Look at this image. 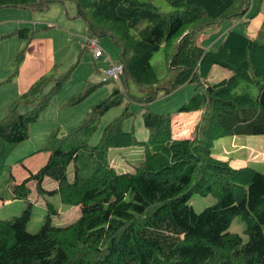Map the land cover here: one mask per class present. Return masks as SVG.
Wrapping results in <instances>:
<instances>
[{
	"label": "trees",
	"instance_id": "1",
	"mask_svg": "<svg viewBox=\"0 0 264 264\" xmlns=\"http://www.w3.org/2000/svg\"><path fill=\"white\" fill-rule=\"evenodd\" d=\"M166 1L176 10L164 13L140 0H0V10L34 13L72 2L73 18L84 22L90 38L99 42L110 38L119 49L117 63L124 66V84L95 105L78 126L54 131L41 150L49 154L47 163L22 183L9 184L11 199L26 201L28 206L21 217L0 220V264H264V188H255L260 181L264 186V175L252 167L234 168L230 161L212 155L219 139L264 135V24L255 38L230 29L219 46L203 49L199 44L204 32L227 21L248 16L244 20L249 27L263 0H257L253 15L249 14L253 0ZM144 20L149 25L136 31ZM37 33L17 28L0 34V47L13 38L26 45L14 58L17 68L10 79L19 74ZM161 49L170 68V77L163 79L152 65ZM60 66L54 65L13 101L0 121V183L5 173L13 180L10 156L30 138L31 125L70 79L71 71L57 76ZM215 66L231 71V76L209 83ZM114 80L89 87L68 105ZM130 83L141 98L130 94ZM189 83L198 86L176 112L148 110L151 103ZM242 84L245 90L238 93ZM252 88L258 89L257 96L250 92ZM126 99L145 105L148 140L139 141L133 130L124 129L134 116L126 106L105 126L99 141L91 144L104 116ZM23 107L30 110L22 113ZM197 112L201 117L192 136L175 139L174 116ZM135 146L143 148L142 162L132 173L118 172L110 151ZM46 179L55 182L54 190L44 189ZM31 182L39 195L55 194L63 205L79 208L80 218L68 226H55L52 217L59 212L47 202L40 231L30 234ZM195 194L213 196L217 203L196 213L189 204ZM0 200L5 201L1 194ZM236 218L244 222L245 243L239 234L229 232Z\"/></svg>",
	"mask_w": 264,
	"mask_h": 264
},
{
	"label": "rangeland",
	"instance_id": "2",
	"mask_svg": "<svg viewBox=\"0 0 264 264\" xmlns=\"http://www.w3.org/2000/svg\"><path fill=\"white\" fill-rule=\"evenodd\" d=\"M140 1L151 3L164 13H170L176 10V8L169 4L166 0ZM256 9L257 0H253V6L251 7L249 14L253 15ZM23 11L25 10L2 9L0 10V19H5L8 16H13L18 13H20V15H24L23 13H29L33 16L36 15L34 18L37 17L39 20L45 21V25L37 28L40 30L38 31L35 40H47L50 42L52 47L48 52V59L52 63V66L61 65L58 68L57 76L68 74L71 71V77L64 85L56 99H54L48 108L42 112L39 121L31 125V138L29 142L26 141L27 143L22 145L17 152H14L10 156L8 165L11 167L10 173L14 175L13 180H11L9 173H5L2 177L0 183V194L2 196H6L8 192L10 193L9 184L14 181L15 177L18 182H21L24 178L36 173L46 163L48 153L42 152L41 150L44 148L45 140H47L48 136H50L54 131H60L62 133L78 126L84 119L85 115L95 105H98L110 97L114 88L122 86V81L124 84V78L121 76L119 80H114L110 83L97 87L83 101L71 106L68 105L69 102H72L89 87L98 85L102 81H107L108 78L106 77V71L112 63H117L119 49L114 46L110 38H104L100 41L101 48L103 50V56L100 59H94L93 54L86 48V39L89 37V30L82 20L73 18L76 13V8L72 2H68L65 5H53L52 8L47 12L34 13ZM257 17L256 18L259 20L256 21H262L260 26L261 29L264 24V0L260 9V14ZM244 19L248 21V16ZM244 19L237 21H227L222 26H217L204 32L200 36L201 39H199V44L203 49L219 46L224 41L226 34L230 29L238 33L246 32L249 34V28L245 26ZM18 23L21 25H30L28 27L19 26L17 28H29L31 30H36L34 28L35 23ZM148 25V22L144 20L140 23L136 31L142 30ZM50 26H52V28L45 29L46 27ZM14 39L20 41L18 38ZM14 39L10 40L7 45L3 44L0 49V53L3 55V57L0 59V62L5 58L1 65V70L12 67V72L10 74L15 72V68H17V65L14 63V58L17 59V53L23 49L22 48L16 52L17 56L15 55V57L8 58L6 52H10L11 46L15 42ZM84 48H86V50L83 51ZM12 58L13 61L11 64H9ZM152 65L160 79L170 77V68L164 49H161L154 55V58L152 59ZM2 72H0V74ZM231 74V71L215 66L208 78V82L215 84L231 76ZM8 76L3 79L4 83H9ZM13 80L17 81L18 77H14ZM197 86V83L186 84L174 93L168 96H162L157 101L151 103L150 106H148V110L157 114L171 112L174 113L191 98ZM4 87L5 86L2 87L0 85V95L3 89H5ZM49 88H51V86ZM129 89L130 94L135 98L142 97V94L138 92L136 86L133 83L129 84ZM199 89L203 88L199 87ZM243 90H245V84H242L236 91L238 93H242ZM250 92L254 96H257L259 93L257 88H252ZM126 106H128L129 110L134 113V116L126 121L124 129L126 131L133 130L136 133L139 141L148 140L149 131L145 127L143 120L145 105L134 101L129 102V100L126 99L125 103L121 107L113 108L104 116L100 130L91 140V144H96L99 141V137L105 126L113 119L120 116ZM28 110H30V107H23L21 112L25 113ZM6 115V101L4 99H0V121ZM189 121L190 125H193L196 120L193 119ZM195 125H197V123ZM194 131L195 128L193 129V132ZM186 133L190 134L189 131ZM186 133L184 136H186ZM32 149L36 150L35 152L38 153L34 155L30 154L29 152ZM212 155L217 159L223 160L226 158L224 161L231 160V165L234 163V161L248 159L246 166L252 167L264 175V135L235 137L227 136L225 138L219 139L215 142V145L212 149ZM109 158L118 172L132 173L134 172L135 167L138 166L144 158L143 148L138 146L129 148H115L110 151ZM22 160H24L23 163H21ZM69 170V180L71 181L73 179L71 173L74 175L73 166L70 167ZM258 183L255 185L256 190L257 188H264L263 182L260 181ZM252 187L253 183L250 185L249 190H252ZM31 189L32 193L29 198V202L32 203L33 206L31 219L27 225V231L30 234H36L40 231L44 222V218L48 214L47 202L52 203L59 212L58 215H54L52 217V223L55 226H68L80 218L81 210L77 207L63 205L58 195L49 193L39 195L35 183L31 185ZM44 189L49 192L54 190V188L49 187L48 184H45ZM216 203L217 200L213 196H201L197 194H195L189 202L196 213H201L206 208L212 207ZM27 206L28 203L23 200H0V220H10L11 218L13 219L16 217H21ZM240 206L245 208V202L244 206L241 203ZM60 209L64 210L63 214L60 213ZM229 232L239 234L243 238L244 243L248 241V236L245 234L244 222L240 218L235 219L229 229Z\"/></svg>",
	"mask_w": 264,
	"mask_h": 264
},
{
	"label": "crops",
	"instance_id": "3",
	"mask_svg": "<svg viewBox=\"0 0 264 264\" xmlns=\"http://www.w3.org/2000/svg\"><path fill=\"white\" fill-rule=\"evenodd\" d=\"M17 10H21V9H17ZM23 12H31V11L25 10ZM23 14L24 15H20V13H18V14L13 15V16H8L5 19H0V34L9 33L11 31H13V29L14 30H15V28L17 29V27H19V26H27L28 27L30 25V24L29 25H21L18 22L35 23L34 28L37 31L40 30V29H37L38 27L45 25V23H46L45 21L39 20L37 17L34 18L36 15L33 16L29 13H23ZM257 18L252 20L251 24L248 27L249 28V34L248 35L251 38H255L257 36L259 30H260V26H261L262 21H260V22L256 21V20H259ZM13 39L5 40L2 43V45L3 44L7 45L10 42V40H13ZM14 40H15V42L11 46L10 52H6L8 55V58L15 57L16 52L24 47V43L22 42V40H20V41L17 39H14ZM51 47L52 46H51L50 42L47 40H35L34 39V41L32 42V44L30 45V47L28 49V52H27L28 54L26 55V59L24 60L23 64L21 65L19 74L16 76V77H18L17 81L13 80V78L10 79V77H12L14 74V72L12 74H10L12 72V69H11L12 67H8V68H5L4 70H1V65L4 62L5 58L0 62V72L3 71L0 74V85L2 87L5 86L4 87L5 89H3V91L0 95V99H4L6 101V110H7L8 106L13 101L18 99L23 93H25L33 83H35L41 76H43L44 74L48 73L51 70V68L53 66H52V63L48 59V52L50 51ZM0 49H1V47H0ZM118 55H119V51H118ZM2 57H3V55L0 53V59ZM12 60H13V58H12ZM12 60H10L9 64H11ZM116 60H117V58H116ZM6 76H8L9 83H4V81H3V79H5ZM6 84H8V85H6ZM13 84H15V85H13ZM181 116H183V117H181ZM200 117H201V112L184 113V114H180L178 116H175L173 119V122L175 123L174 124V133H175V135L179 136V137L174 136L175 139H188V138H190L192 136L193 129L196 126L195 124L199 121ZM193 119L196 121L193 125H190L189 120H193ZM187 131H189L190 134H187L186 133ZM185 133H186V136H184ZM30 138H31V129H30ZM30 138L27 140V142H29ZM27 142L25 141L20 146H18L15 149V152H17L19 150V148ZM45 143H46V140H45ZM35 151L36 150L32 149V150H30L29 153L34 155L36 153ZM48 159H49V154H48L47 161H48ZM220 160H222V159H220ZM223 160H226V158H224ZM47 161H46V163H47ZM247 162H248V159H240L238 161H234V163H232V166L234 168L244 167L247 165ZM33 174H35V173H33ZM28 178H30V175L28 177L24 178L21 182H18L16 180V177H15L14 181H12L11 184H20L23 181L27 180ZM32 184H33V182L30 183V187ZM45 184H48L49 187L55 186V182L51 181L50 179H46L44 181V183H43L44 188H45ZM3 197H4V199H7V201L13 200V199H11V193H9V192H8V194H6V196H3ZM63 212H64V210L60 209V213L63 214Z\"/></svg>",
	"mask_w": 264,
	"mask_h": 264
},
{
	"label": "built area",
	"instance_id": "4",
	"mask_svg": "<svg viewBox=\"0 0 264 264\" xmlns=\"http://www.w3.org/2000/svg\"><path fill=\"white\" fill-rule=\"evenodd\" d=\"M86 48L93 54L94 58H100L103 56V50L101 44L97 39L88 37L86 39ZM124 72V66L120 63H112L106 71V77L108 79L119 80ZM178 137V135H175Z\"/></svg>",
	"mask_w": 264,
	"mask_h": 264
},
{
	"label": "clouds",
	"instance_id": "5",
	"mask_svg": "<svg viewBox=\"0 0 264 264\" xmlns=\"http://www.w3.org/2000/svg\"><path fill=\"white\" fill-rule=\"evenodd\" d=\"M94 57V56H93ZM175 124V123H174ZM174 136H175V134H174ZM175 137H177V136H175ZM179 137V136H178Z\"/></svg>",
	"mask_w": 264,
	"mask_h": 264
}]
</instances>
